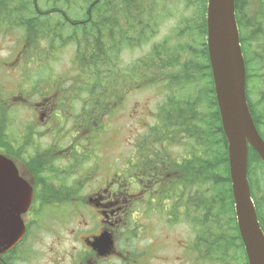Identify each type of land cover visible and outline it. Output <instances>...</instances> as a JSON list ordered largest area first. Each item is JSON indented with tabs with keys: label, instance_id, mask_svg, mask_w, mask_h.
I'll return each instance as SVG.
<instances>
[{
	"label": "rangeland",
	"instance_id": "obj_1",
	"mask_svg": "<svg viewBox=\"0 0 264 264\" xmlns=\"http://www.w3.org/2000/svg\"><path fill=\"white\" fill-rule=\"evenodd\" d=\"M93 1L23 0L25 11L33 9L35 12L36 3L43 13H48L40 17L48 27L41 33L40 41L33 38L36 40H30L27 44V29L23 26L12 24L7 25V30L0 29V125L6 121L8 132L12 136L32 121L29 115L30 109L17 104L20 101L18 95L21 90L26 91V94L35 101L39 94H43L44 88L50 81L60 78L65 80L68 75L76 72L72 70L73 60L80 48L81 34L78 38L69 39L72 34L71 28L57 27L65 19L63 13L74 20L83 19L87 12L92 10ZM118 1H114L117 11L110 10V6L102 5L99 8L94 7L93 14L97 18L102 16V22L103 20L105 22L108 16L118 14L119 21L115 24L119 28L122 27L121 30H129V35L134 37L132 44L122 43L119 66L124 70L133 65L136 67L142 64L140 63L142 58L147 59L150 54L152 55L153 49H160L169 62L171 48L175 50L173 63L170 61L168 67L161 70H150L151 76L148 77V82L137 83L133 79L131 85L135 86L132 87L134 91L126 96L125 103L120 108L118 106L117 112L111 111L107 122L105 120L100 122L102 128L95 132L94 138L89 137L94 144L100 142V147L92 149L86 146L85 152L81 150L74 155H86L84 163L91 170V178L99 173V176H102L100 180H103L108 173L115 175V173L129 172V159L135 135L143 139L152 138L146 136L148 134L169 135L170 140L174 142L181 139V146L174 147L176 149L184 148L182 146L184 144L188 147L196 142L198 147L194 148L202 154L200 202L202 207L205 204H217L215 213H213L214 208L211 207L206 209L208 216L203 218L195 217L194 212L188 215L179 211L172 218L171 207L170 217H164L163 223L158 222L151 236L150 233L144 236L149 226L146 224L142 232L140 229L135 230L139 235L137 234L131 243L137 246L154 244L155 257L152 259L154 264H162V256L169 258L167 264H195L193 259L200 250L194 251L193 245L198 236H201L200 256L207 252H210V256L198 264H243L246 253L238 233L234 211L230 209L226 212L220 207V204L225 206V197L229 192L232 193L229 173L226 169V150L222 141V134L225 133L223 126H221L222 132L218 133L216 130L219 122L216 119L217 107L212 92V72L211 68H208L210 62L207 46L206 55L203 52L199 53L203 51L204 44H207V33L202 32L207 0H139L144 5L130 7L118 5ZM104 2L106 0H103ZM17 7L20 8L21 5ZM126 9H129L130 15L123 13ZM142 9L144 12L141 20L138 12ZM27 16L33 14L29 13ZM53 30L58 36L54 37V42L51 37ZM27 46L30 47V51L25 54L26 63L24 64L23 60L18 63L21 51L29 50ZM122 78L123 76L119 81H122ZM251 80L248 88L254 101L253 108L258 116H262L260 128L258 126L257 128L264 133V100L261 98L260 89ZM70 89L73 92V95H69L72 106L70 109L77 117H80L81 109H85L84 111L88 113L91 89L86 81H81L77 92L73 91V86ZM93 94L95 95L92 91L91 95ZM13 95L16 96L15 100ZM9 105L12 108L8 112ZM112 106L114 109L115 104L112 103ZM220 120H222L221 115ZM210 128L213 134H209ZM141 134L144 137L140 136ZM14 143L12 140L9 145L0 147V152L15 155L17 149ZM98 157L103 158L105 162L101 168H95V159ZM262 163L254 161L252 167H249L248 176L252 188L251 194L264 229V165ZM79 166L74 165L75 171L68 174V179L73 173H77L76 170L81 171ZM190 176L192 177V172ZM55 178L54 174L53 179ZM213 182L220 183L221 189L218 188L219 184L214 187ZM33 212L35 214V208ZM40 217L43 227L38 226L36 221L30 225L27 245L23 249L25 255L23 264H50L51 257H59L70 250V246L75 245L71 239L73 220L77 218L74 211L69 213L68 210L53 206L52 214L45 211ZM141 219L150 222L160 220V217L146 214ZM52 226L53 232L50 231ZM56 228L63 232L59 234L61 240H56ZM220 238L228 243L226 247H221ZM212 245L216 246L210 248ZM52 246L53 255L48 253Z\"/></svg>",
	"mask_w": 264,
	"mask_h": 264
},
{
	"label": "flooded vegetation",
	"instance_id": "obj_2",
	"mask_svg": "<svg viewBox=\"0 0 264 264\" xmlns=\"http://www.w3.org/2000/svg\"><path fill=\"white\" fill-rule=\"evenodd\" d=\"M26 53V49L21 51L18 63L22 60L26 63ZM50 82L35 101L21 90L17 104L30 109L32 121L18 133L10 135L15 142L16 154L2 152L15 163L19 175L32 189L31 205L23 215L25 235L14 249L0 256L6 264H23V249L27 245L30 225L36 221L38 226L43 227L40 215L45 211L52 214L53 206L68 210L69 213L74 211L77 218L73 220L71 234L75 245L61 256L51 257L50 264H154V244L137 246L131 243L138 234L135 233L136 229L142 232L147 224L149 226L144 236L148 233L151 236L156 224L163 223L164 217H170L171 207L172 218L178 211L188 215L194 212L195 217L203 218L208 216L206 209L211 207L215 213L217 204H205L202 207L200 202L202 154L194 148L198 147L196 142L188 147L182 145L185 149H176L174 147L181 146V139L174 142L169 135L148 134L146 136L152 138L146 139L135 135L129 172L115 175L108 173L103 180H100L102 176L99 173L91 178V170L84 163L86 155L75 156L74 153H80L81 150L85 152L86 146L92 149L100 147V142L94 144L89 137L96 136L95 132L102 127L97 123L88 125L85 117H77L70 109L71 100L63 99L59 81ZM13 99H16L15 95ZM124 103L125 100L116 102L113 111L117 112ZM11 108L9 105L8 112ZM83 113L88 114L82 111L80 115ZM94 164L95 168H101L105 162L98 157ZM74 165L79 166L81 171L76 170L77 173L68 179V174L75 171ZM213 184L214 187L219 184L218 188L221 189L220 183ZM229 193L225 197V206L220 204L226 212L234 206L233 190ZM33 214L35 219L32 218ZM146 214L153 217L158 215L160 220L145 222L141 217ZM56 229V240H61L59 234L63 232ZM50 231L53 232V226ZM103 234L113 241L110 253L103 254L93 246L94 241ZM220 240L221 247H226L228 243ZM201 243L202 237L198 236L193 245L194 251H201ZM200 251L196 252L193 259L195 264L202 263L210 256V252L200 256ZM48 253L53 255V246ZM168 261L169 258L162 256V264ZM243 264H249L246 254Z\"/></svg>",
	"mask_w": 264,
	"mask_h": 264
},
{
	"label": "trees",
	"instance_id": "obj_3",
	"mask_svg": "<svg viewBox=\"0 0 264 264\" xmlns=\"http://www.w3.org/2000/svg\"><path fill=\"white\" fill-rule=\"evenodd\" d=\"M62 1L67 2V0ZM114 1L117 0H106L104 3L103 0H94L91 3L92 10H89L86 16L80 20L71 19L63 13L65 19L60 22L57 27L58 29H67L70 27L72 34L69 36V39L78 38L81 34L80 48L75 53L73 60L74 68H72V70L73 72L74 70L76 72L67 76L63 82L69 81V83H64V86L60 91L63 95V99H69V95H73L70 88L73 86V91L77 92L78 87L81 85V81H86L89 89H91V93L92 91L95 93V95H91L90 93L88 114L83 113L80 115L81 118H86L88 125L93 123L101 124L100 122L102 120L109 118V115L113 110L112 103L115 104L117 101L124 100L127 88L131 85L133 79H135V82L137 83L140 81L148 82V77L151 76V74H149L150 70H161L167 68L170 61L173 63L175 50L171 48L169 50V62L165 59L163 52H161L160 49H153L152 55L150 54L149 58H142L140 62L142 64H139L136 67L133 65L126 70L119 66V55L122 43L132 44L134 37L129 35V30H121L123 28H119L116 25L119 21L118 14L108 16L105 22L104 20L103 22L101 21L102 16L97 18L93 14L94 7L98 6L99 8V6L102 5L110 6V10L117 11ZM18 5H21V7L18 8ZM118 5L130 7L144 4L139 0H119ZM25 8L26 6L23 0H0V29L3 30L7 25L12 24L23 26L27 29V44L30 43V40H36L33 38H37L40 41L41 33L45 32L48 28L41 21L40 17L47 15L48 13H43L36 3L35 12L33 9L25 11ZM58 12L61 13L60 11ZM143 12L144 9H142L141 12H138L141 20ZM236 12L247 66V88L249 81L252 79L251 81L253 84L260 89V94L262 95L261 98L264 100V0H236ZM29 13H32L33 16H27ZM123 13L130 15L131 12L129 9H126ZM202 32L206 33V18ZM51 37L53 38V42L55 40L54 37H58L57 34H55V30H53ZM206 46L207 44L205 43L203 51H200L199 53L203 52L206 55ZM28 51H30V47ZM44 56L47 55L44 54ZM55 56L56 55L53 53V57ZM208 65V68H211L210 64ZM187 70L188 69H186V71ZM209 73L211 75V72ZM122 76V81H119ZM248 91V102L255 122L258 128H260L262 116H258L255 113L253 108L254 101L251 99L249 88ZM212 92L214 93V88ZM214 103L217 107L216 119L219 122L218 129L216 130L220 133L222 132V127L215 93ZM7 126L6 121L0 125V147L9 145L12 142V137L8 132ZM213 133L212 128H210L209 134ZM222 135V141L226 150V169L229 173L227 139L224 134ZM256 160L262 163L258 154L250 147L248 167L251 168Z\"/></svg>",
	"mask_w": 264,
	"mask_h": 264
},
{
	"label": "water",
	"instance_id": "obj_4",
	"mask_svg": "<svg viewBox=\"0 0 264 264\" xmlns=\"http://www.w3.org/2000/svg\"><path fill=\"white\" fill-rule=\"evenodd\" d=\"M207 46L216 98L228 141L230 176L239 229L249 264H264V234L248 180L249 146L264 162L261 137L247 100L246 65L236 16V0H208ZM250 144V145H249ZM32 201L30 185L19 176L8 157L0 153V254L13 249L24 237L23 214ZM113 241L107 235L94 247L110 253Z\"/></svg>",
	"mask_w": 264,
	"mask_h": 264
},
{
	"label": "bare ground",
	"instance_id": "obj_5",
	"mask_svg": "<svg viewBox=\"0 0 264 264\" xmlns=\"http://www.w3.org/2000/svg\"><path fill=\"white\" fill-rule=\"evenodd\" d=\"M245 91H246V94H247V85H246V87H245ZM251 114H252V117H253V113H252V111H251ZM222 119V118H221ZM253 120H254V118H253ZM254 123H255V121H254ZM255 125H256V123H255ZM256 127H257V125H256ZM258 129V128H257ZM259 130V129H258ZM224 131V130H223ZM225 133V132H224ZM225 136H226V134H225ZM263 139H264V137L263 136H261ZM227 138V137H226ZM250 147L254 150V148L252 147V146H249V150H250ZM255 151V150H254ZM256 152V151H255ZM257 153V152H256ZM258 154V153H257ZM248 155H249V152H248ZM258 156L260 157V155L258 154ZM260 159H261V157H260ZM262 160V159H261ZM263 162V161H262ZM264 163V162H263ZM251 190V189H250ZM252 195V194H251ZM252 197V199H253V196H251ZM253 201H254V199H253ZM254 204H255V201H254ZM255 207H256V204H255ZM256 211H257V207H256ZM257 216H258V219H259V215H258V212H257ZM259 223H260V220H259ZM261 224V223H260ZM238 229H239V225H238ZM262 232H263V234H264V229H263V227H262ZM239 233H240V236H241V238H242V235H241V232H240V229H239ZM242 244H243V246H244V249H245V245H244V241H243V238H242ZM245 251H246V249H245Z\"/></svg>",
	"mask_w": 264,
	"mask_h": 264
}]
</instances>
